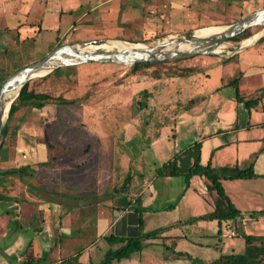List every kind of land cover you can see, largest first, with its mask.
<instances>
[{"label":"crops","instance_id":"obj_1","mask_svg":"<svg viewBox=\"0 0 264 264\" xmlns=\"http://www.w3.org/2000/svg\"><path fill=\"white\" fill-rule=\"evenodd\" d=\"M7 1L0 0V36H6L9 47L32 53L39 41L57 47L61 27L65 33L94 34L89 41L96 43L130 42L123 38L127 32L162 28L174 13L184 21L202 16L231 20L261 0ZM208 26L218 25L194 31ZM45 33L50 37L39 38ZM206 58L215 61H182L180 68L194 69L188 75L132 77L136 99L148 94L144 106L136 103L147 116L117 129L125 142L133 136L148 139L133 157L119 153L114 143L107 149L104 127L88 128L95 121L109 123L103 115L90 116L91 108L103 107L109 97L98 104L79 100L67 106L80 109L71 121L58 111L36 117L37 108L18 109L0 145V173L23 169L0 175V264H61L70 257L98 264L107 251L121 246L110 245L105 237L134 238L158 229L164 230L145 240L140 251L111 264H199L211 247L217 258L236 254L235 248L222 253L220 240L237 237L242 222L264 220V215H247L264 213V36L230 58ZM80 85L78 80L71 87L72 98L87 95ZM45 107L58 105L40 109ZM72 129L97 141V147L67 143L64 134ZM197 157L212 169L252 168L254 178L220 180L230 202L244 214L241 220L198 219L214 210L215 194L204 176L186 180ZM172 160L178 174L157 175ZM232 231L237 236L224 237ZM167 240L172 242L168 256L159 245ZM241 249L237 254L244 252L245 241L236 248Z\"/></svg>","mask_w":264,"mask_h":264},{"label":"rangeland","instance_id":"obj_2","mask_svg":"<svg viewBox=\"0 0 264 264\" xmlns=\"http://www.w3.org/2000/svg\"><path fill=\"white\" fill-rule=\"evenodd\" d=\"M66 1V0H64ZM7 4L13 5V0H8ZM264 5V0L258 1L257 4H254L253 7H249L244 9L243 12L239 13L237 17L232 18L231 20H214L212 17H200L199 20H188L184 21L182 19V14L174 13V16L170 23L164 22L162 28H158L156 30H152L150 32H143L142 30H138L134 32H127L123 38L126 41H130L132 43H140L146 46L154 45L160 40L173 37V36H189L193 31L194 28L209 25V24H216V25H224L230 22H233L240 17L254 11L256 8L262 7ZM255 8V9H254ZM208 14V13H207ZM23 22V21H22ZM65 27H61L59 32V44L66 45L72 43H83L89 41L93 38H96L94 34L90 33H78V32H64ZM262 27H256L250 30V33L255 31V34L258 33ZM26 31V30H25ZM24 32V30L22 31ZM174 34V35H169ZM178 34V35H175ZM253 34V35H255ZM252 35V36H253ZM251 36V37H252ZM49 35L43 34L41 37L42 40H46L49 38ZM102 40V39H100ZM36 45V48L33 50L32 53H29L27 49H21L19 47H9L8 42L5 35L0 36V53L2 57H0V84L14 71L17 69L31 64L42 57H44L47 53H49L54 48H48L43 41H39ZM104 42V41H103ZM102 42V43H103ZM97 43V45L102 44ZM221 52L224 53L225 49H221ZM198 59H203V61H209L210 63H214L215 60L212 58L206 57H194L189 60L188 63L194 64L198 63ZM205 59V60H204ZM184 62V61H183ZM205 63V62H204ZM208 63V62H207ZM179 64H165V65H156L150 67H140L137 70H131L129 67H122V66H111V65H92V64H85L76 67L70 68H61L56 70L53 74H50L48 78H37L33 79L28 83V88L38 93H46L51 96H58L63 93L65 97H71L70 89L74 84L80 81V91L81 93H86L87 95L84 96L81 100L85 101V103L92 102L93 104H98L103 102L109 97V103H106L103 107L91 108L90 116L98 117L103 115L107 118L108 124H99L95 121V124L89 123L88 128H95L94 131L99 130V126L105 128V133L109 134L106 136V145L107 149L113 147V143L116 144V150L119 153H126L127 155L133 157L136 155L137 152L141 148H143L146 144L148 139H138L135 136L132 137L131 142H125L126 140L122 138L118 133L117 129L121 126L124 122H132L134 123V118H138L139 116L146 117L147 112L142 108H139L141 105H145V98L143 96L139 97L140 99H136L134 93V80L133 76L138 74H144L146 76H154L155 72L165 71L172 72L173 70H179ZM205 67V66H204ZM207 68V67H206ZM175 70V71H176ZM74 72L72 75L75 77V82L70 83L71 81H67L66 75L68 72ZM175 73H178L177 71ZM71 75V76H72ZM103 84V85H102ZM92 95V97H90ZM142 102L140 106H137V102ZM55 104V103H53ZM57 105V104H56ZM59 112V115L69 119L71 121L75 117L78 116L80 109L77 108H70L64 105H58L56 107H50L48 109L43 108L40 110H34L33 115L36 117H45L51 113L55 114ZM141 111V113H140ZM143 130L145 129V125L141 126ZM140 127V128H141ZM139 128V130H141ZM100 131V130H99ZM102 131V130H101ZM75 133V136L73 134ZM66 138H70L67 143L70 144H77L80 149L85 147L87 142H91L93 148L97 147V141L90 140V137H80L75 129H72L70 133L64 134ZM73 136V137H72ZM114 136H116V140H114ZM114 137V138H113ZM79 139V140H78ZM86 141V142H85ZM102 176V175H100ZM264 236V220H259L258 222H242L240 227L238 228V236L231 238V239H222L219 242L221 246L222 253L228 252L230 248H235L233 251L234 253H240L241 250H236V248L243 247L244 245V236ZM145 243H143L144 245ZM172 242L167 240L161 242L159 245L163 248L165 255L172 254L171 248ZM179 245H182L180 243ZM144 247V246H143ZM162 251V250H161ZM216 250L214 247H211L209 250L206 251V255H202L199 258L198 263L200 264H217L219 258ZM207 258V261H203V258Z\"/></svg>","mask_w":264,"mask_h":264},{"label":"water","instance_id":"obj_3","mask_svg":"<svg viewBox=\"0 0 264 264\" xmlns=\"http://www.w3.org/2000/svg\"><path fill=\"white\" fill-rule=\"evenodd\" d=\"M219 26L217 31L210 34L199 35L195 30L187 37L173 36L150 46L105 40L103 43L115 41L123 43L124 46L104 49L99 47L101 44L97 45L94 41H88L55 47L41 59L14 71L0 84V140L11 105L22 88L31 80L44 78L61 68L85 64L131 67L146 63L181 62L194 57L227 59L264 36V5L233 22ZM256 27H262V29L231 51L220 53L219 47L224 42Z\"/></svg>","mask_w":264,"mask_h":264},{"label":"trees","instance_id":"obj_4","mask_svg":"<svg viewBox=\"0 0 264 264\" xmlns=\"http://www.w3.org/2000/svg\"><path fill=\"white\" fill-rule=\"evenodd\" d=\"M253 33H250V30L246 31L242 35L224 42L219 48H223L226 50H231L238 46L242 40H246L250 38ZM182 62V61H181ZM181 62H173V63H146V64H138L129 67L131 70H137L140 67H150L156 65H165V64H179ZM70 68V67H68ZM18 70V69H17ZM176 70V69H175ZM173 70L172 72H155L152 76L154 79H160L163 77H169L172 74H179V75H188L194 71V69L190 68H179L176 71ZM55 72V71H54ZM53 72V73H54ZM51 73V74H53ZM74 72H68L66 75L67 81H71L70 83L75 82V77L72 75ZM72 75V76H71ZM50 76V75H48ZM48 76L44 77L43 79L48 78ZM71 89V88H70ZM68 89V90H70ZM143 97L146 99L148 94L146 92L143 93ZM82 99V98H81ZM72 97H65L63 93L58 96H51L46 93H38L28 88V83L22 88L19 96L11 105L8 118L6 120L5 126L2 131L0 145L2 143L3 137L7 133L8 123L13 115L17 112L18 109L22 107H29V108H37L40 109L49 104H57V105H76L79 100ZM23 169H19L18 171L21 172ZM18 171L12 172H1L0 175L6 176L8 174H12ZM178 174L175 169V160L169 161L162 165L157 170V175L160 176H172ZM192 175H200L204 176L208 181V190L215 194V202H214V210L206 214L204 216L199 217V220H217L218 222L222 221H236L241 220L243 218V213L237 210L233 204L230 202L229 198L226 196L220 180H234V179H250L256 177L252 168L247 169H239L238 167H223L219 169H212L210 165L202 166L199 163L198 157L194 160L193 164L190 166L189 170L185 173L186 180L189 179ZM248 217L253 219L258 216H263V212H251L247 213ZM164 229L154 230L148 233L140 234L134 238H120L114 236L105 237V240L110 244L119 243L121 246L116 250H109L104 254V257L101 262L98 264H111L113 260H120L123 258L129 257L132 253L138 252L143 247V242L150 238L157 237ZM245 241V249L242 254H229L223 255L219 258L217 264H264V236H244ZM61 264H80L78 262L77 257H70L62 261Z\"/></svg>","mask_w":264,"mask_h":264},{"label":"bare ground","instance_id":"obj_5","mask_svg":"<svg viewBox=\"0 0 264 264\" xmlns=\"http://www.w3.org/2000/svg\"><path fill=\"white\" fill-rule=\"evenodd\" d=\"M219 28H220V26H208V27H205V28L198 29L196 33L199 34V35H206V34H210V33H213L215 31H217ZM122 46H124L123 43L115 42V41L106 42V43H103V44L99 45L100 48H104V49H112V48H116V47L120 48Z\"/></svg>","mask_w":264,"mask_h":264},{"label":"built area","instance_id":"obj_6","mask_svg":"<svg viewBox=\"0 0 264 264\" xmlns=\"http://www.w3.org/2000/svg\"><path fill=\"white\" fill-rule=\"evenodd\" d=\"M234 236H237V234L235 233V232H228L227 234H225L224 235V237H229V238H231V237H234Z\"/></svg>","mask_w":264,"mask_h":264}]
</instances>
